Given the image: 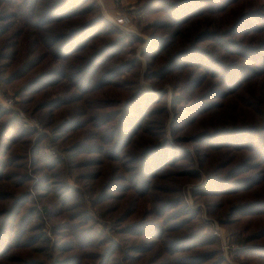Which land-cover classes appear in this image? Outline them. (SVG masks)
Segmentation results:
<instances>
[{
    "label": "trees",
    "instance_id": "1",
    "mask_svg": "<svg viewBox=\"0 0 264 264\" xmlns=\"http://www.w3.org/2000/svg\"><path fill=\"white\" fill-rule=\"evenodd\" d=\"M135 20L151 91L145 41L94 0H0V84L48 132L0 106V264H227L214 222L264 264V0H138Z\"/></svg>",
    "mask_w": 264,
    "mask_h": 264
},
{
    "label": "rangeland",
    "instance_id": "2",
    "mask_svg": "<svg viewBox=\"0 0 264 264\" xmlns=\"http://www.w3.org/2000/svg\"><path fill=\"white\" fill-rule=\"evenodd\" d=\"M94 1L98 6V9H99L101 16L106 21L111 23V17L114 15H119L121 17H124L126 19V23L123 26V28H118V29H120L121 31H123L126 34H133L136 36H140L145 41V44H138V45L134 46V48H135L134 57H136L140 61V66L137 70L138 79L137 78L136 79L139 81V83L141 85H143V87L146 90L151 91L150 84L148 81L145 80L144 75L148 74V72L152 71V70H150V68H148L147 60L141 56L142 52L146 49L147 43H149V38L147 36L148 34H144L141 31V29H139V27H137V25L135 24L136 13H137V9H138V0H94ZM143 23H144V21H141L140 25L143 26ZM126 77H129V79H133V78H131L130 75L126 76ZM161 90L168 92V95L165 98V100H163V102L165 101L166 107L168 108L167 123H169V119L171 120V118H172V112L170 109V99L173 95V92H172L171 85L166 83V82H162ZM18 100H19V96L14 95V91H13L12 86L4 87L3 85L0 84V106L7 109V110L13 111L18 115V117L20 119V123L23 126V128L29 129L30 131L33 132V140L38 135L48 134L47 130L42 128L41 123L38 121V119L35 116H31V115L26 114L23 111V109L16 104L18 102ZM27 121H33L32 123L34 124V126H32V124L26 123ZM43 147H44L43 153L46 156H48L50 158H53L56 156L57 151L51 149L47 143H44ZM27 169H28V167H27ZM29 171H30V169H29ZM61 179H60V181H63L64 184L67 185L68 187L77 188L78 190H80V188H78L79 186H77L73 182L72 177L68 173L63 172V176ZM203 179H204L203 183H201V185L199 184L200 187L205 185L206 179H205V177ZM192 187L193 186L191 184L186 185V189H191ZM188 202L190 205L193 204L191 199H188ZM83 211L85 212L86 215L93 217L99 223H101V224L103 223V226L108 225V222L104 221L99 216V214L95 211V209L91 206V203L85 194L83 195ZM204 218L207 219L205 216H204ZM210 220L214 221L213 219H210ZM94 227H95V230H101L102 229V228H99V225L97 223L94 224ZM213 228H214L215 234H218V236L220 237V239L222 241L223 256H224L227 264H240L241 261H244L246 259L245 256L240 255L236 259L231 255L230 251L228 250V247H230V246L226 242V237L228 236L226 233V230H224L222 227H219L218 223H216V222L213 223ZM43 229L45 231H47V229H48V224L46 222L43 226ZM103 229H106V228L103 227ZM102 232L105 234L108 233L107 231H104V230ZM47 237H50L49 233H47ZM234 246L235 245H233L231 247V249H234Z\"/></svg>",
    "mask_w": 264,
    "mask_h": 264
},
{
    "label": "built area",
    "instance_id": "3",
    "mask_svg": "<svg viewBox=\"0 0 264 264\" xmlns=\"http://www.w3.org/2000/svg\"><path fill=\"white\" fill-rule=\"evenodd\" d=\"M111 23L118 28H123V26L126 23V19L124 17L119 16V15H114L111 17ZM32 122L33 121H27L26 123L32 124V126H34V124Z\"/></svg>",
    "mask_w": 264,
    "mask_h": 264
}]
</instances>
